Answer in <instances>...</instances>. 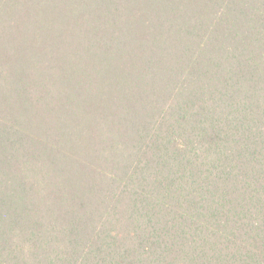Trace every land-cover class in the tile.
<instances>
[{
    "label": "trees",
    "instance_id": "obj_1",
    "mask_svg": "<svg viewBox=\"0 0 264 264\" xmlns=\"http://www.w3.org/2000/svg\"><path fill=\"white\" fill-rule=\"evenodd\" d=\"M0 264H264V0H0Z\"/></svg>",
    "mask_w": 264,
    "mask_h": 264
}]
</instances>
